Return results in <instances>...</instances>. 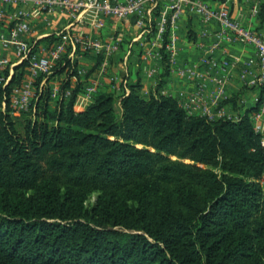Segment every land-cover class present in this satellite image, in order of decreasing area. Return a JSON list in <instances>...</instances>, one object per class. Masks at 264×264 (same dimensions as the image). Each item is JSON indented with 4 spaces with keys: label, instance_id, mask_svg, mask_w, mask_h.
<instances>
[{
    "label": "trees",
    "instance_id": "obj_1",
    "mask_svg": "<svg viewBox=\"0 0 264 264\" xmlns=\"http://www.w3.org/2000/svg\"><path fill=\"white\" fill-rule=\"evenodd\" d=\"M21 76L0 81V264H264L257 108L189 113L163 74L148 97L136 81L80 111V87L54 99L49 84L17 115Z\"/></svg>",
    "mask_w": 264,
    "mask_h": 264
},
{
    "label": "crops",
    "instance_id": "obj_2",
    "mask_svg": "<svg viewBox=\"0 0 264 264\" xmlns=\"http://www.w3.org/2000/svg\"><path fill=\"white\" fill-rule=\"evenodd\" d=\"M206 1L213 8H228L242 24L264 32V0ZM167 6L168 2L164 1L153 10L151 25L145 29L136 25L135 18L119 20L113 17L104 18L103 27L98 29L90 25L88 21L86 22L85 19L72 22L70 15L64 9L45 13L31 5L0 2V12L2 13L0 15V34L6 36L9 34L15 13L19 10L32 9L27 20L40 36L38 46L42 49L43 54H46L54 44L55 38H57L56 34L68 26L72 33L80 31L93 33L106 44L113 43V41L119 44V50L112 54H108L106 51L102 53L91 51L79 52L76 56H71V49H69L64 57L68 59L71 67H68L62 74H49L51 75L49 82L47 81L49 75L32 77L29 73L28 61L19 59L13 46L0 47L1 57L8 60L7 63L0 64V77H3L5 83L8 84L13 77L22 73L21 80L13 87L32 82L36 95L46 88V85H52L53 82L60 86L62 94L66 93V98L72 95L74 89L80 87L75 102L77 111L83 110L98 93L113 92L119 97L129 94V83L136 81L141 84V94L148 97L151 93H156V86L163 74H165L166 82L161 91L164 90L165 93H161L176 97L179 103H184L196 91L198 85L203 83L205 106L215 115V119L228 117L237 120L247 109H258L262 89L252 83L260 71L256 49L241 42L229 43L220 40L219 26L216 23H206L200 15L184 12L179 17L174 29L180 51L175 61L170 62L164 47H162V43L167 42L169 38V21L166 23V32L162 37L163 42L155 46L152 45L153 41L158 40L157 32L162 16L166 11H169ZM254 7L259 9L256 14L253 11ZM22 38L33 40L30 35L26 34H23ZM209 57H212L216 62L225 58L232 60L238 58L237 64L231 68V73L221 92H219L218 84L214 81V78L221 76V72L218 67L207 61ZM23 63L26 66L22 67ZM194 65L196 66L195 74L186 76L179 74V71ZM74 72L76 74L72 75ZM243 72H247L246 79L242 77ZM114 76L118 77L116 81L113 80ZM39 79L41 80L37 85ZM95 80L99 82L97 90L88 96L87 87ZM66 81H69L70 84L63 91L61 86ZM117 83L122 86L120 91L114 88ZM200 109H202L201 106L199 110H192V114H200Z\"/></svg>",
    "mask_w": 264,
    "mask_h": 264
},
{
    "label": "built area",
    "instance_id": "obj_3",
    "mask_svg": "<svg viewBox=\"0 0 264 264\" xmlns=\"http://www.w3.org/2000/svg\"><path fill=\"white\" fill-rule=\"evenodd\" d=\"M164 1L168 2L169 11H166L162 16L161 25L157 32L158 40L153 41L152 45L155 46L163 42L162 37L166 32V23L169 21V38L167 42L162 43V47H164L165 54L170 62L175 61L180 51L174 29L179 17L184 12L200 15L206 23H216L219 26L218 36L220 40L229 43L237 41L251 45L256 49L260 71L252 83L262 89V95L259 99V107L251 115V119L255 130L263 135L264 143V32L242 24L228 8H213L206 0H0V2L14 5H31L45 13H53L57 9H64L70 15L72 22L85 19L86 22L88 21L90 25L98 29L103 27L102 21L106 17H113L119 20L135 18L136 25L145 29L151 25L153 10ZM253 11L256 14L259 11L258 7H254ZM31 12L32 9H24L14 14V22L9 34L7 36L0 34V47L13 46L19 59L28 61L29 73L34 78L51 74L54 67L64 58L69 49H71V56H76L79 52L86 53L91 51L96 53L106 51L108 54H112L119 50V44L116 41L106 44L93 33L81 31L72 33L70 26H68L56 34L57 38L54 44L46 54H43L42 49L38 46L40 36L37 35L36 30L31 27L27 20ZM23 34L30 35L33 40H25L22 38ZM237 60L238 58L233 60L225 58L216 62L212 57L208 58L207 61L218 67L221 72L219 78H214V81L218 84L219 92L223 90L231 73V68L237 64ZM7 62L8 60L0 55V64ZM195 73V65L179 71L182 76ZM242 77L246 79L247 72H243ZM117 78V76H114L113 80L116 81ZM0 81L5 80L0 77ZM125 83L126 81L124 80ZM98 84V80H95L87 87L88 96L96 92ZM51 87V96L54 99L59 98L62 94L60 86L54 83ZM114 88L120 91L122 86L117 83ZM204 88V84L200 83L196 91L184 103L180 104L189 113H192V110H199L201 106V113L198 115L215 119V115L205 106ZM161 92L165 93L164 90ZM62 95L66 96V93ZM181 95L183 96V93ZM35 97L36 93L32 82L14 86L10 94L12 112L19 115L28 111Z\"/></svg>",
    "mask_w": 264,
    "mask_h": 264
},
{
    "label": "rangeland",
    "instance_id": "obj_4",
    "mask_svg": "<svg viewBox=\"0 0 264 264\" xmlns=\"http://www.w3.org/2000/svg\"><path fill=\"white\" fill-rule=\"evenodd\" d=\"M54 83L56 84V82H53V84ZM117 106L119 107V103L117 104ZM96 199H97V193L92 194L89 198L88 205H90V206L93 205L95 203Z\"/></svg>",
    "mask_w": 264,
    "mask_h": 264
}]
</instances>
